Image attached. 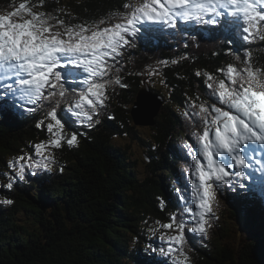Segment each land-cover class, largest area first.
Masks as SVG:
<instances>
[{
  "label": "trees",
  "instance_id": "16d2710c",
  "mask_svg": "<svg viewBox=\"0 0 264 264\" xmlns=\"http://www.w3.org/2000/svg\"><path fill=\"white\" fill-rule=\"evenodd\" d=\"M21 2L26 0H0V9L10 12L11 6ZM27 2L36 5L33 11L51 12L74 25L111 16L126 0H44L42 6L39 0ZM146 38L150 40L139 37L136 46L115 61L109 73L111 80L119 77L126 86L110 85L105 104L94 117L99 123L69 126V131L80 133L78 145L69 148L64 144L55 150L51 172L28 176L26 182L16 183L11 190L0 187V201L2 197L14 201L11 205L0 202V264H167L157 253L152 262L148 260L149 251L142 240L149 239L159 247L162 242L154 237L160 232H152L149 218L167 222L182 207L176 194L177 189H187L185 176L191 162L185 161L180 169L183 159L179 161L182 155L177 144L194 143L192 134L197 130L195 126L190 131L184 124L185 112L198 111L191 107L193 101L218 104L206 87L207 74L224 78L218 69L228 64L243 67L244 49H251L254 68H264V40L257 37L246 43L238 34L233 44H228L220 36L208 38L200 32L185 46L181 40L166 43ZM153 79L162 80L164 85L153 86ZM145 83L164 97L155 124L148 127V136L139 132L131 116L132 105ZM56 99L61 101V108L67 106L66 100ZM48 103L25 118L17 115L11 120L0 114V185L8 182L4 174L10 171L9 159L34 155L33 145L48 138L47 131L36 126L44 118ZM190 122L200 123L195 116ZM126 137L147 153L141 169L130 160V143L121 140ZM243 191L225 189L217 194L215 217L206 237L188 233L184 251L189 264H264V200L259 199L264 196L259 187L250 194ZM246 194L251 198L245 206L247 212L241 206ZM23 212L35 214L31 228L22 222ZM40 225L44 232H40ZM146 234L153 238L147 239Z\"/></svg>",
  "mask_w": 264,
  "mask_h": 264
},
{
  "label": "snow or ice",
  "instance_id": "6c2138e0",
  "mask_svg": "<svg viewBox=\"0 0 264 264\" xmlns=\"http://www.w3.org/2000/svg\"><path fill=\"white\" fill-rule=\"evenodd\" d=\"M43 3L39 0L40 6ZM34 7L26 0L14 11L0 14V102L11 99L28 112L49 102L36 125L47 131L48 138L33 145L34 155L21 154L9 161L10 171L4 174L8 182L0 185L9 190L28 176L51 172L55 150L64 144L78 145L80 133L69 131L71 124L92 127L99 123L94 117L104 106L110 85L126 86L119 77L103 78L132 43L130 37L156 25L175 30L180 24H196L238 33L246 43L257 37L264 40V0H136L125 3V11L118 9L91 24L74 25L51 12L33 11ZM241 62L240 68L228 64L218 69L224 78L207 74L206 87L220 106L215 101H193L191 107L198 111L185 112L186 117L200 121L192 134L194 143L183 145L191 160L186 170L190 187L184 190L189 195L177 189L182 207L167 222H155L152 232H160L154 238L162 243L148 245L151 253L163 255L172 264H189L184 251L188 233L207 236L218 193L257 187L264 191V68L252 66L251 49H244ZM81 72L85 75L78 81ZM56 97L66 100L67 106L61 108ZM0 202L14 203L7 198Z\"/></svg>",
  "mask_w": 264,
  "mask_h": 264
},
{
  "label": "rangeland",
  "instance_id": "374dc122",
  "mask_svg": "<svg viewBox=\"0 0 264 264\" xmlns=\"http://www.w3.org/2000/svg\"><path fill=\"white\" fill-rule=\"evenodd\" d=\"M69 1V0H68ZM126 3H136V0H126ZM19 6V4H17V5H13V6H11V8L9 9V11H14L17 7ZM119 10H121V11H125V9H119ZM0 12H6V13H8V11H6L5 9H3V8H1L0 9ZM71 12H73V11H71ZM101 27H103V25H101ZM195 26H192V27H189L188 29H187V32H188V34H193L194 32H195ZM188 39L189 38H186L185 40H182V42L185 44V46H187L188 45V43L190 44V40L188 41ZM177 43V42H176ZM180 43V42H179ZM184 44L183 45H178V46H182V47H184ZM186 49L188 50V48L186 47ZM84 73L83 72H81L80 73V75L79 76H83L84 77ZM103 79H105V80H109L110 79V77H109V75L108 76H106V77H104ZM151 84L153 85V86H160V87H162L164 84H163V81L161 80V81H158V80H156V79H153L152 81H151ZM163 84V85H162ZM25 118V117H24ZM185 118H186V121H185V125H188V126H190L189 128H190V131H192L193 130V128L195 127V125H190V118L189 117H186L185 116ZM137 127H138V129H139V132L143 135V136H148V135H151L150 134V130H149V126H144V125H136ZM31 135V134H30ZM25 137H27V136H25ZM122 141H126L127 143H130L129 145V148H127V151H128V153L130 154V160H132V161H135V166H138V167H140L139 169H141L142 168V166L145 164V162H146V155H147V153H146V151L143 149V147L141 146V145H138V143L137 142H135V143H133V142H131V140H129L127 137L125 138V139H121ZM39 143V142H38ZM176 144V143H175ZM178 145V144H177ZM182 154L183 155H185V152L184 151H182ZM9 161H10V159H9ZM9 163V162H8ZM2 178L3 177H0V181L2 180ZM245 201H244V203H243V205H246V202L248 201V200H251V198H246L245 197ZM1 201H3V197H2V199H1ZM24 211V210H23ZM24 213V212H23ZM39 213V212H38ZM30 214L31 213H29V216H27L25 213H24V220L22 221L24 224H26L28 227H30L31 228V226H32V219H34V215L35 214H33L32 216H30ZM156 221H161V220H158V219H154V218H149V220H148V223H149V225L150 226H152L153 227V229L154 228H157V225H156ZM256 222L259 224V222H261V217H259V218H257L256 219ZM39 230H40V232H44L45 231V229L43 228V226L42 225H40L39 226Z\"/></svg>",
  "mask_w": 264,
  "mask_h": 264
},
{
  "label": "water",
  "instance_id": "95a60500",
  "mask_svg": "<svg viewBox=\"0 0 264 264\" xmlns=\"http://www.w3.org/2000/svg\"><path fill=\"white\" fill-rule=\"evenodd\" d=\"M163 103L164 97L153 92L148 83H145L131 108V116L138 125H154Z\"/></svg>",
  "mask_w": 264,
  "mask_h": 264
},
{
  "label": "bare ground",
  "instance_id": "6f19581e",
  "mask_svg": "<svg viewBox=\"0 0 264 264\" xmlns=\"http://www.w3.org/2000/svg\"><path fill=\"white\" fill-rule=\"evenodd\" d=\"M172 41H173V40H172ZM172 43H173V42H172ZM172 43H171V44H172ZM171 44H170V45H171ZM188 51H189V50H185V52H188ZM186 174H187V173H186ZM183 175H184V174H183ZM180 179H181V178H180ZM183 182H184V181H183ZM181 190H182V189H181ZM243 192H244V191H243ZM259 199H260V200H264L262 197H259ZM246 221H247V220H246Z\"/></svg>",
  "mask_w": 264,
  "mask_h": 264
}]
</instances>
